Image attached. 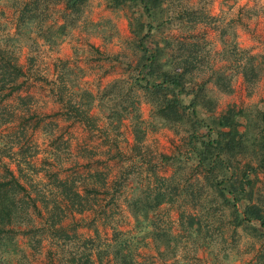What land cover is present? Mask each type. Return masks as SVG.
I'll return each mask as SVG.
<instances>
[{
  "label": "rangeland",
  "instance_id": "obj_1",
  "mask_svg": "<svg viewBox=\"0 0 264 264\" xmlns=\"http://www.w3.org/2000/svg\"><path fill=\"white\" fill-rule=\"evenodd\" d=\"M13 8L9 0H0V40L15 36ZM190 8L211 16L194 32L200 36L205 33L215 67L229 65L222 53L223 27L235 31L240 50L263 64L260 80L251 91L236 74L231 94L216 93L220 108L236 105L253 109L264 104V0H194ZM63 9L60 4L57 10L51 6L41 11L39 23L32 26L29 36L16 35L15 54L27 71L23 94H32L33 105L30 110L10 114L12 121L0 123V177L8 174L7 167L14 169L39 208L9 233L10 243L0 248V264H75L76 259L80 264H116L113 243L117 234L127 239L140 264H251L258 242L242 228L230 226L225 212L220 215L218 211L214 217L207 204L200 234L190 235L183 226L188 219L181 211L192 207L189 200L198 196L195 194L202 184L194 182L198 171H192L195 161L190 155L185 154L189 163L184 160L177 166L164 157L177 155L180 135L169 127L154 128L147 122L150 105L127 73L138 60L130 48L133 39L127 10L113 9L108 0H89L78 25L70 34L59 35L56 30L63 22ZM153 37L161 39L158 34ZM90 43L103 54L92 52ZM116 54L119 59L112 57ZM62 60H68L65 66L76 71L78 88L94 94L90 109L84 104L78 117L70 108H62L57 100L59 90H53L49 83L57 78L56 73L65 72ZM128 60L131 66H127ZM136 99L147 131L139 143L134 137L132 115L121 116V121L117 118L120 109ZM15 102L8 104L6 112L2 110L4 114L22 108ZM128 172L151 196L166 186L165 176L175 172L183 176L189 193L151 213L161 229L176 236L172 240L175 257L157 245L149 221L136 224L128 205L133 183L120 187L116 181ZM93 184L98 191L89 194L92 208L81 210L80 205L69 201L68 195L73 196L74 190L84 194ZM191 190L195 194H190Z\"/></svg>",
  "mask_w": 264,
  "mask_h": 264
},
{
  "label": "trees",
  "instance_id": "obj_2",
  "mask_svg": "<svg viewBox=\"0 0 264 264\" xmlns=\"http://www.w3.org/2000/svg\"><path fill=\"white\" fill-rule=\"evenodd\" d=\"M9 1L14 6L16 31L15 36L0 40V123L12 121L10 114L15 115L19 110L24 111L23 109L30 110L33 105L32 94H23L27 71L15 54L14 46L19 41L17 32L29 36L32 26L39 23L41 11L50 9L51 6L57 10L58 5L62 4L64 18L56 33L68 35L78 25L89 2ZM193 1L108 0L113 9L127 10L128 13V27L133 39L130 48L138 60L135 67L127 73L150 105V117L147 121L149 126L169 127L180 135L182 144L177 155L164 157L174 166L184 160L188 163L191 161L185 159V154L195 161L192 162V171L195 174L198 171V175L194 182L198 185L201 183L202 186L196 194L194 190L190 191V194L198 196L189 200L193 204L191 208L181 211L182 215L187 214L188 220L183 224L186 232L192 235L203 231L201 218L204 208L210 204L212 216L216 217L218 211L220 215L225 212L230 226L234 229L242 228L258 242L259 247L251 264H264V104H257L253 109L237 108L236 105L221 109L216 95L231 94L234 91L233 80L236 74L242 77L246 88L251 91L260 80L263 64L256 60V56L240 50L235 31L223 27L220 30L225 47L222 53L229 65L215 67L210 61L205 33L200 36L194 32L199 23L211 16L193 11L190 8ZM176 28L180 31L177 34L174 30ZM155 34L161 39L156 40L153 37ZM89 47L92 52L103 54L94 44L90 43ZM112 57L120 58L119 54ZM61 62L66 67L68 60ZM127 66H131L129 60ZM73 69L67 66L64 73H56L57 78L49 83L53 90H59L57 100L62 108H70L69 111H75L78 117L84 104L90 109L94 94L78 88L80 84L75 82L78 76H75L76 71ZM62 87L72 93L69 95L63 92ZM14 101L21 103L22 108L15 107L12 112L4 114L10 106L8 104ZM137 104L136 99L126 107L124 105L117 118L121 121V116L132 115L134 137L139 143L144 141L147 131ZM102 107L108 109L106 104ZM7 172L8 174L0 177V248L10 243L9 233L15 229L16 224L24 223L32 215V211L39 208L36 199L28 192L26 184L16 175V171L7 167ZM131 174L128 172L123 179L116 181L120 187L127 182L133 183V195L128 200V205L136 218V224L142 220L149 221L152 227L150 234L159 243L157 245L161 244L162 251L172 252V257H175L172 240L176 236L161 229L160 223L151 213L163 203L175 202L189 193L183 176L176 172L165 176L164 179L168 182L166 186L151 196L143 192L139 181ZM97 191L98 186L93 184L84 194L74 190L73 196L68 195V199L71 203L80 205L81 210L92 208L88 197ZM206 198L209 200H204ZM83 201L90 202L89 206L86 202L84 205ZM114 239L116 264H140L127 239L121 238L119 234ZM158 250L161 251L160 248ZM75 264L80 262L76 259Z\"/></svg>",
  "mask_w": 264,
  "mask_h": 264
}]
</instances>
